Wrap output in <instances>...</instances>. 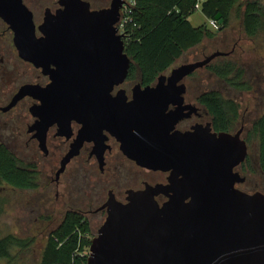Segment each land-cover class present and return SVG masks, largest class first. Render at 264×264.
Returning a JSON list of instances; mask_svg holds the SVG:
<instances>
[{
	"label": "water",
	"instance_id": "obj_1",
	"mask_svg": "<svg viewBox=\"0 0 264 264\" xmlns=\"http://www.w3.org/2000/svg\"><path fill=\"white\" fill-rule=\"evenodd\" d=\"M124 4L112 0L109 8L92 11L84 0H60L63 8L46 15L38 37L22 0H0V17L15 32L20 59L51 80L46 86L23 85L0 110L10 111L25 97L41 102L30 110L41 120L30 131L38 129L45 154L50 126L66 125L69 138L71 122L82 125L56 180L85 142L94 144L103 168L105 131L137 166L170 173L167 184H147L130 191L126 203H107L108 216L91 243L87 264H264V193L236 187L245 179L235 169L248 155L241 131L215 133L210 123L176 129L197 112L191 106L186 113L184 80L230 53L183 64L151 86L138 83L130 101L123 89L114 96L131 65L116 26ZM216 20L223 24L220 15ZM159 195L168 200L160 204Z\"/></svg>",
	"mask_w": 264,
	"mask_h": 264
},
{
	"label": "rangeland",
	"instance_id": "obj_2",
	"mask_svg": "<svg viewBox=\"0 0 264 264\" xmlns=\"http://www.w3.org/2000/svg\"><path fill=\"white\" fill-rule=\"evenodd\" d=\"M93 1L96 7H108L112 0ZM126 1L129 4V1ZM128 6L130 8V5ZM126 13H128L127 10ZM190 22L194 27L208 24V20L201 11L191 16ZM215 34L216 37L205 38L200 46L184 53L165 74L169 76L174 68L203 60L216 52L230 53L229 56L220 58H227L235 62L238 68L244 70V80L249 84V89L247 91L234 90L207 68H203L185 79L186 99L198 103L197 99L201 94L218 91L225 98L237 100L241 108V117L245 115L246 123L253 124L255 120L264 115V38L249 40L240 22L236 19L232 21L228 29L217 31ZM40 75V71L18 58L12 40L0 42V106L7 105L24 84L44 85L47 79ZM138 83L139 77L136 81H127L123 88L131 96L132 89ZM32 103L31 99H25L10 113L0 112V142L5 143L24 164H35L39 172V185L33 190H20L5 183L0 184V239L11 234L21 239L31 240L27 248L12 249L10 259L0 258L3 264H41L48 236L62 223L69 206L80 205V187L85 182L88 184L101 178L96 160L94 158L89 160L91 147H88V152L68 166L60 178L59 187L57 186L55 174L68 148L63 146L53 148L49 155L45 156L38 148V144L31 140L30 135L27 134V125L32 122L28 113ZM197 121V118H194L186 125ZM208 121L203 118L199 122L205 124ZM251 140L253 147L249 153L256 160L258 172L253 173L252 185L245 186L244 190L251 194L256 190L264 193V173L259 171L261 170L259 168V140L255 136H252ZM50 145L54 146V142L50 141ZM117 158L118 171L124 174H130V169L133 171L134 185L148 178L143 168L130 164L120 153ZM255 184L256 188H254ZM101 223V219H91L90 227L93 233L97 234ZM78 232L86 238V234L83 235L80 229ZM89 250L90 246H87L83 249V253L89 256Z\"/></svg>",
	"mask_w": 264,
	"mask_h": 264
},
{
	"label": "trees",
	"instance_id": "obj_3",
	"mask_svg": "<svg viewBox=\"0 0 264 264\" xmlns=\"http://www.w3.org/2000/svg\"><path fill=\"white\" fill-rule=\"evenodd\" d=\"M135 6L131 23L125 28V53L131 59L128 81L145 87L153 85L184 53L200 46L205 38L216 37L209 25L194 27L190 22L196 0H133ZM240 17L241 27L249 40L264 38V0H206L201 12L207 20L221 16L223 31L229 28L232 14ZM222 59V60H220ZM207 70L237 91H247L244 70L227 58H216ZM195 74V73H194ZM193 74V75H194ZM197 101L213 118L216 131H231L239 118L240 106L218 91L201 94ZM252 133L259 140V164L264 173V115L252 124ZM5 183L20 190H33L39 185V172L35 164L24 162L5 144L0 143V184ZM88 221L83 216L69 212L62 224L47 238L41 264H87L83 249L91 243L85 236ZM31 240L7 235L0 239V258L10 259L14 247L27 248Z\"/></svg>",
	"mask_w": 264,
	"mask_h": 264
},
{
	"label": "flooded vegetation",
	"instance_id": "obj_4",
	"mask_svg": "<svg viewBox=\"0 0 264 264\" xmlns=\"http://www.w3.org/2000/svg\"><path fill=\"white\" fill-rule=\"evenodd\" d=\"M84 1L90 3V9L92 11L106 9V8H109L111 5V3H110V5L108 7H96V5H94L93 0H84ZM22 3L25 5V7L28 9V11L32 15V22L36 26V31H37L36 33H37L38 37L41 36V33L38 30V28L40 25H42L44 23L46 15L48 13L56 14L58 10L63 8L60 5V0H22ZM14 38H15L14 30L11 28L10 24H8L2 17H0V42H7L9 40H12V44L16 50L17 56L20 59V57L18 55L17 48L15 47V44H14ZM23 62H25V61H23ZM25 63L30 64L28 62H25ZM30 65L34 69H36L32 64H30ZM36 70L41 72V70H39V69H36ZM40 76H43L45 79H47V81L44 85L39 84V83H27V84H39L41 86H46L51 82L49 77L42 75V72H41ZM127 81L128 80H126V82ZM24 85H26V84H24ZM123 85L116 87L112 94L114 96H116L117 93L123 89L126 91L128 101H130V99L132 98V94L130 96V94H128V91L125 88H123ZM234 90H236V89H234ZM17 92L13 95V97L17 94ZM186 96H187V91L185 94L184 105L188 106L189 108H188V110H186V113L190 111L191 106L196 107L197 112H194L189 117L180 121L176 127L177 130H179L181 132L189 131L192 129V127L194 125L203 124L199 121L202 120L203 118H206L209 121L206 122L205 124H207V123L211 124L212 132H215V133L225 132V131H216L213 127L212 116L208 112H206L204 107L199 102L197 103V102L189 101L186 99ZM13 97L11 98V100L9 101L8 104L11 103ZM25 99H31L33 101L32 105L28 109V113H29L30 117L32 118V122L29 125H27V134L30 135L31 140H34L38 144V148L40 149L39 141L36 138V135L39 133L38 129H34L33 131H30V130L32 127H39L41 120L39 117H35L31 113L30 110L33 107L39 106L41 104V102L33 99L32 97H25L24 99L20 100L16 104V106H14L10 111L3 112L0 110V112H2L4 114L10 113ZM228 99H231V98H228ZM232 100H234V99H232ZM234 101L239 104V102L237 100H234ZM7 105L0 106V107H6ZM171 109H175V107H170V110ZM240 110H241V108L239 109V118L235 124L234 129L231 131H226L225 133H230L232 135H235L241 131L240 138L242 140H244L247 144L248 155L246 157V160L244 162H242L235 169V171L242 178L245 179V182L237 184L236 187L242 191H245L244 190L245 186H251L252 185L253 173L258 172V171L256 169L257 168L256 167V160H255L254 156H252L249 153L251 147H253V142L251 140L252 136L254 137V134L252 133V124L246 123V120L244 118L245 115L243 117H241ZM194 118H197L198 121L195 122L194 124L186 125V123L192 121V119H194ZM205 124H203V125H205ZM81 128H82L81 124L77 123L76 121H72L71 122L72 133H71V136L69 138H67V136L65 135L67 130H68L66 125H60V123L53 124L52 126L49 127V129L47 131V135H46L47 153L45 154L41 149L40 150L43 152V154L45 156H48L51 149L56 148V147L59 148V146H61V147L63 146L64 148H66V147L68 148L67 152L65 153V155H66L69 152L71 145L74 143V141L78 135V132ZM105 135L107 136V140L105 141V145L108 146V148L106 149L105 154H104V166H103V168H100V162H99L97 156L93 153L94 144L88 143V142H85L82 145L79 154L76 157H74L66 167V170H67L68 166L70 164H72V162L74 160H76L77 158L81 157L86 152H88V147H91V150L89 153V160L91 161L93 158L96 160V162L98 164L99 171L101 173V178L99 177L98 180H96L95 182H90L88 184H87V182H85L84 185H82L79 189V193H80L79 198L81 196L80 205L76 206V207L69 206V208L66 212V215L69 212L77 213V214L83 216L84 219L88 221L89 231L86 233V238H87V240L90 241V243H92L93 239L97 236L99 229L104 224V222L108 216V212H107L108 209H107L106 205L110 200H115L118 202L126 203L127 198H128V194L130 191L142 190L145 188V186L147 184L151 185V186H156L159 184H167L168 178L170 175V173H164L161 171H152V170H147V169L143 168L146 171L148 178L145 180H141L140 184L134 185L133 184V182H134L133 171L131 169H130V174H127V173L124 174V173H121L120 171H118V165L117 164L119 161H118L117 155H118V153L123 155V153L120 150V143H118V141L110 133H108L106 131H105ZM50 141L54 142V146L51 147ZM0 143H3V142H0ZM3 144H5V143H3ZM64 156L62 157V159L64 158ZM123 157L125 159H127V161L130 162V164H135V162L128 159L124 155H123ZM62 159H61V161H62ZM61 161H60V164H61ZM139 168H141V167H139ZM59 169H60V166H59ZM65 171H64V173H65ZM259 171H260V173H262V171L260 169H259ZM64 173H62V174H64ZM62 174H61V176H62ZM150 175H153V177H150ZM61 176H60V178H61ZM60 178H59V180H56V174H55V182H56L58 187H59ZM256 186L257 185L255 184L254 188H256ZM258 191L259 190H256L255 192H258ZM87 199H88V201H87ZM156 200L160 204H163L168 200V198L164 195H159L156 197ZM91 219L92 220L101 219V221H102L101 225L99 226V229L97 230V234L93 233L91 230V227H90L91 226V224H90Z\"/></svg>",
	"mask_w": 264,
	"mask_h": 264
},
{
	"label": "built area",
	"instance_id": "obj_5",
	"mask_svg": "<svg viewBox=\"0 0 264 264\" xmlns=\"http://www.w3.org/2000/svg\"><path fill=\"white\" fill-rule=\"evenodd\" d=\"M125 1V4L121 10V18H120V22L116 25L117 28H118V34L122 35L123 38H124V33H125V28L128 24H130L132 21L131 19V15H132V11H133V8L135 6V1L133 0H128L129 1V4L126 0ZM206 0H196V4H195V10L196 11H201V8H202V4L203 2H205ZM130 5V8L129 6ZM128 11V13L125 14V11ZM127 15V16H126ZM208 25H209V29L211 31H219L221 29V25L220 23L217 21V20H214V19H211V20H208Z\"/></svg>",
	"mask_w": 264,
	"mask_h": 264
},
{
	"label": "crops",
	"instance_id": "obj_6",
	"mask_svg": "<svg viewBox=\"0 0 264 264\" xmlns=\"http://www.w3.org/2000/svg\"><path fill=\"white\" fill-rule=\"evenodd\" d=\"M236 11H237V9L234 11V13L232 14V17H231V21H230V25H231V23H232V21L234 20V19H236L237 21H239L240 22V25H241V20H240V17H238L237 16V14H236ZM242 28V27H241ZM15 248V247H14ZM13 248V249H14ZM17 248V247H16ZM18 248H20V247H18ZM0 264H3V263H1V260H0Z\"/></svg>",
	"mask_w": 264,
	"mask_h": 264
}]
</instances>
